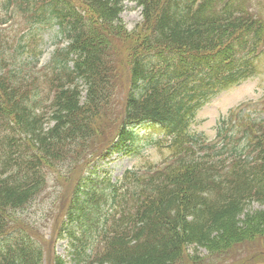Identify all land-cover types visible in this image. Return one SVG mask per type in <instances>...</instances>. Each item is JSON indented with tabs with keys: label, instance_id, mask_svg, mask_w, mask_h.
Returning <instances> with one entry per match:
<instances>
[{
	"label": "trees",
	"instance_id": "16d2710c",
	"mask_svg": "<svg viewBox=\"0 0 264 264\" xmlns=\"http://www.w3.org/2000/svg\"><path fill=\"white\" fill-rule=\"evenodd\" d=\"M125 1L141 8L132 31L119 17ZM17 15L27 31L4 51ZM39 27L66 40L43 85L22 65L38 63L42 49L28 59L25 40ZM116 38L129 77L110 149L145 142L135 127L148 123L162 137L150 143L170 155L104 186L90 175L74 185L56 235L83 245L73 264H179L189 245L219 256L264 239V117L223 118L214 141L190 130L198 108L255 73L264 23L242 0H0V239L11 234L0 264H42V246L15 228L13 211L43 190L46 168L86 149L112 96Z\"/></svg>",
	"mask_w": 264,
	"mask_h": 264
},
{
	"label": "rangeland",
	"instance_id": "374dc122",
	"mask_svg": "<svg viewBox=\"0 0 264 264\" xmlns=\"http://www.w3.org/2000/svg\"><path fill=\"white\" fill-rule=\"evenodd\" d=\"M243 6L249 7L252 13L264 21V0H242ZM120 19L128 31L134 30L142 21L141 8L134 2L125 1ZM27 31L26 27L12 25L3 31L4 51H8L18 44L21 31ZM52 28L39 27L27 32L28 39L25 40L27 58L36 57L39 50L43 54L39 57L38 63L33 61L22 64L26 71L33 77L34 73L39 75V85L50 74L48 65L52 52L56 48H63L65 40L55 38ZM113 39L112 53L116 55L117 74L114 78V87L111 99L106 107L104 116L95 123V132L87 142L86 149L75 159L70 161L69 166L58 164L46 168V185L37 196L25 206L13 211V218L16 222L15 228H22L34 240L42 246V264H55L58 258L64 264H73L75 251L83 247L80 242L71 236L62 233V237L56 236L60 230V223L64 213V206L69 199L70 192L74 185L86 174L93 172L100 179L106 177L112 181L119 179L124 171L134 170L144 172L161 165L168 157L169 152L165 149L148 146H133L126 153L111 152L106 154V147L113 138L116 125L122 112V105L127 89V78L129 77L128 67L125 62V43ZM114 51V52H113ZM254 63L257 66V74L233 86L209 100L196 114L191 129L194 132L204 134L208 139L215 136V124L217 120L225 115L229 109L240 103L247 102V111L258 116L260 112L264 116V49ZM82 94L84 95L83 86ZM138 133L143 135L145 128H138ZM93 164V165H92ZM92 165V166H91ZM90 166V167H89ZM87 171V172H86ZM63 205V208H61ZM260 208L257 203H251L247 209L255 210ZM109 209V206L108 208ZM79 229L75 230V236ZM6 240V239H5ZM80 252V251H79ZM179 264H264V239L254 238L248 243H242L234 247L228 254L219 256L210 255L208 252L195 245H189L183 253Z\"/></svg>",
	"mask_w": 264,
	"mask_h": 264
}]
</instances>
